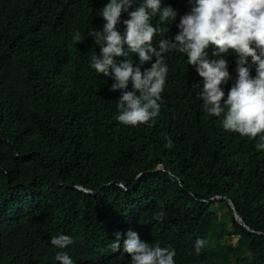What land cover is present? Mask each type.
Returning <instances> with one entry per match:
<instances>
[{
    "label": "trees",
    "instance_id": "1",
    "mask_svg": "<svg viewBox=\"0 0 264 264\" xmlns=\"http://www.w3.org/2000/svg\"><path fill=\"white\" fill-rule=\"evenodd\" d=\"M109 2L0 0V264H61L58 253L74 264H131L123 251L129 230L174 248L175 264H264V151L202 110L203 78L179 52L165 54L169 72L155 126L118 122L122 91L91 67L101 48L89 33L103 31L100 12ZM161 2L177 17L162 26L157 50L161 39L174 42L193 6ZM142 3L133 0L128 11ZM129 18L122 13V35ZM206 51L216 59V49ZM130 59L142 72L156 60ZM226 59L225 100L238 79L236 55ZM161 207L163 223L152 218ZM116 233L119 252L109 248ZM60 235L75 243L51 245ZM198 238L207 242L200 255Z\"/></svg>",
    "mask_w": 264,
    "mask_h": 264
},
{
    "label": "clouds",
    "instance_id": "2",
    "mask_svg": "<svg viewBox=\"0 0 264 264\" xmlns=\"http://www.w3.org/2000/svg\"><path fill=\"white\" fill-rule=\"evenodd\" d=\"M189 2L193 6L180 19L174 42L161 39L159 50L154 47L156 37L164 34L163 25L174 22L177 17L171 6L162 7L161 0H144L134 11H128L133 0H110L100 12L105 21L103 31H92L89 35L100 46L101 54L91 56V67L115 81L112 91H122L117 103L118 115L114 118L125 126H155L169 72L165 54L179 52L203 78V90L199 93L202 110L208 116L222 117L224 130L256 141V150L264 151V0ZM123 12H128L130 18L124 21L126 31L122 35L117 25ZM157 16L154 27L150 21ZM71 35L75 43L83 41L78 30ZM210 46L216 49L213 53L216 59H208L206 50ZM229 53L237 57L238 79L225 100L222 85L230 79L226 59ZM130 54L138 55L141 63L151 61L153 56L156 60L150 69L142 72L140 67L133 66ZM118 57L126 59L118 63ZM253 67L255 77L251 75ZM130 83L131 91L128 90ZM165 139V147L171 149L172 140ZM152 218L163 223V208ZM126 236L123 251L131 257V264H175L174 248L161 247L159 242L150 245L133 230ZM121 238L120 233L115 234V240L109 245L113 252L120 251ZM50 243L65 249L75 240L69 235H60L51 237ZM206 243L204 239L196 240V255L201 254ZM56 259L61 264H74L66 253H58Z\"/></svg>",
    "mask_w": 264,
    "mask_h": 264
},
{
    "label": "water",
    "instance_id": "3",
    "mask_svg": "<svg viewBox=\"0 0 264 264\" xmlns=\"http://www.w3.org/2000/svg\"><path fill=\"white\" fill-rule=\"evenodd\" d=\"M82 191L84 192H87V193H91L90 191H87V190H84V189H81ZM229 205L231 206L232 210L234 211V215H235V219L238 223H240L241 225H244L245 226V223L243 221V219L239 216V214L237 213L236 211V208L234 206V204L232 203L231 200H229ZM250 230V229H249ZM252 233H255L254 231L250 230Z\"/></svg>",
    "mask_w": 264,
    "mask_h": 264
}]
</instances>
